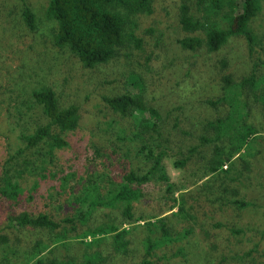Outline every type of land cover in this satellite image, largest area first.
I'll list each match as a JSON object with an SVG mask.
<instances>
[{"label":"rangeland","instance_id":"obj_1","mask_svg":"<svg viewBox=\"0 0 264 264\" xmlns=\"http://www.w3.org/2000/svg\"><path fill=\"white\" fill-rule=\"evenodd\" d=\"M27 2L38 20L39 29L35 32L22 20L21 0H0V177L9 154H17L21 149L25 150L23 154H46L50 150L47 143L27 149L22 138L48 123L42 107L33 97L34 89L51 87L63 105L77 104L80 121L75 130L64 134L68 145L54 151L57 154L54 166L61 172L59 178L73 175L65 188H60L58 179L44 180L37 175H27L20 180L22 188L18 202L0 200V233L7 237V242L0 244V264H25L32 256L29 252L35 242H50V234L46 230L9 229V216L24 212L46 214L61 223L74 213L71 194L79 191L90 173L100 171L120 181L131 168L145 167L131 143L126 141L125 144L118 143V147L113 145L117 142L118 129L128 130L132 120L115 114L102 99L104 95L125 93L130 86L126 84L129 74L142 77L146 99L164 116L169 115L167 119L171 125L175 119L189 117L197 122L228 114L227 106L211 108L205 105L206 101H216L223 94L218 71L219 67L222 68L220 60L225 59L229 63V68L222 73L229 71L236 81L253 72L255 65L257 75H264V66L258 64L263 61H257L264 58V53L258 49L255 56L251 55L241 34L245 20L240 7L231 10L226 5L221 10H214L211 3L199 6L196 1L190 2V13L195 20L203 23L216 21L222 29L232 31L220 51L209 53L201 47L195 52L183 50L178 44L188 37L205 39L201 30L187 32L183 29L180 23L181 0H151L152 12L132 17L136 22L132 32L142 42L141 49H127L121 58L86 68L68 50L54 44L57 26L45 14L48 0ZM253 28L264 37V0H260V12ZM253 113V122L260 134L256 140L253 139L246 153L250 158L249 170L237 181H230L227 175L205 178V162L201 161V154L205 153H196L185 167H176L175 163L188 154L187 146L192 144L189 139H193L183 134L180 128L173 130V143L164 163L166 173L175 185V193H168L162 183L146 186V195L135 204L134 214L144 221L167 216L171 233L176 235L189 231V234L182 242L156 250L153 258H149L154 264H264V109L256 107ZM95 146L105 157H95ZM181 146L183 153L179 154ZM233 167L234 171L228 176L241 175V163ZM36 182L37 189L32 191ZM225 188H228L226 193ZM232 188L241 195L235 198ZM178 189L182 190L177 192ZM173 196L185 199L186 217L176 214L177 208L170 211ZM227 199H245L262 206L239 210L235 205L226 204ZM208 208L216 211L215 219L225 227L222 242L203 229L208 221ZM121 209L96 213L92 216L91 225L113 220L119 223L122 220ZM133 226L126 225L129 229ZM142 230L134 232L135 243L130 246L127 257L113 255L107 264L140 263L145 258ZM238 231L240 233H236ZM84 251L85 246L75 239L67 244L51 246L40 258L44 264H50V261L62 263L68 259L79 262ZM101 251L105 256L111 252V246L104 244ZM222 256L224 263H221ZM35 263L36 260H32L28 264Z\"/></svg>","mask_w":264,"mask_h":264},{"label":"trees","instance_id":"obj_2","mask_svg":"<svg viewBox=\"0 0 264 264\" xmlns=\"http://www.w3.org/2000/svg\"><path fill=\"white\" fill-rule=\"evenodd\" d=\"M192 1H196L199 6L211 3L214 10H221L226 5L231 10L240 7L245 20L240 31L247 42L250 54L255 56L258 49L264 53V47H261L264 46V37L259 36L253 28V22L260 12V0H181L180 23L183 29L187 32L201 30L205 34L203 40L188 37L178 41L183 50L196 52L201 47H205L209 53H216L225 46L229 34L232 33L230 30L222 29L216 21L203 23L195 20L190 13L189 3ZM21 2L24 24L31 31H37L39 24L35 12L27 0ZM151 6V0H48L45 14L57 26L53 37L54 44L58 48L68 50L84 67L94 68L121 58L127 49L134 47L141 49L142 42L132 32L136 26L132 17L152 12ZM257 61H263L258 64L264 66V58H258ZM220 63L222 68L217 67L221 74L223 94L216 101H206L205 105L211 108H217L219 105L227 106L228 114L222 118L195 122L186 117L185 120L175 119L174 124L171 125L167 119L169 115L164 116L158 107L146 99L145 83L142 77L134 73L126 77V84L130 86L125 93L102 97L115 114L132 120L128 130L118 129L117 142L113 145L118 147V143L125 144L126 141L131 143L130 146L145 167L131 168L120 181L100 171L90 173L79 191L71 194L70 201L74 205V213L61 223H57L46 214L31 215L24 212L17 216H9L7 219L9 229L19 231L33 228L46 230L50 234L48 244L43 243L42 240L34 243L33 250L29 252L32 256L29 257L30 259L27 258L25 264L32 260H36L35 264H44L40 256L51 246L67 244L75 239L80 240L85 246L82 259L79 262L73 259L62 263L50 261V264H107V260L111 256L113 258V255L120 258L128 256L130 246L135 243L134 232L140 228H143L141 243L145 258L137 264H154L149 258H153L156 250L182 242L188 236L189 231L176 235L171 233L166 222L167 216L144 221L135 217L134 209L135 204L145 197V187L150 184L162 183L166 185L168 193H175V185L168 177L164 163L173 143L174 129L180 128L183 134L193 139H189L192 144L187 146L188 154L175 163L176 167H185L192 160L193 155L205 153L201 154V161L205 162V178L212 175H227L226 178L230 181H237L247 172L246 170H249L247 167L250 165V158L246 153L253 139L256 140L260 134L257 125L253 122L255 119L253 112L256 107L262 106L264 109V75H257V65H255L253 72L236 81L229 71L222 73L229 68V63L225 59L220 60ZM33 97L42 107L48 123L22 138L27 149L38 148L47 143L50 150L46 151V154H23L25 150L21 149L17 154H9L0 177V200L18 202L22 188L20 180L27 175L35 177L37 175L44 180L58 179L61 182L60 188H65L73 177L70 174L59 178L61 172L59 167L54 166L57 159L54 151L68 145L63 136L78 127L79 107L77 104L63 105L51 87L34 89ZM182 149L181 146L179 154L183 153ZM95 153L97 159L105 157L96 146ZM236 163H241L243 166L239 170L241 175L228 176L234 171L233 166ZM226 178H222L223 181ZM37 185L36 182L32 191L37 189ZM181 190L178 189L177 192ZM226 191L228 188L224 189L225 193ZM231 193L235 198L241 195L236 188H232ZM172 200L170 211L177 208L176 214H183L186 217L185 199L173 196ZM226 204L235 205L239 210L262 206L255 201L250 202L245 199H227ZM120 207L122 220L119 223L113 220L111 223L103 221L91 225V219L96 213L117 210ZM207 215L208 221L203 229L212 237L216 236L215 240L222 242L225 227L215 219L214 209L208 208ZM141 222L144 224H139ZM136 224L138 225L133 226ZM126 225L134 228L129 229ZM204 233L201 235L205 236ZM6 242L7 237L0 233V244ZM104 244L111 246V252L105 256L101 251ZM255 251L258 249L250 251L248 255ZM224 259L222 256L221 263H224Z\"/></svg>","mask_w":264,"mask_h":264}]
</instances>
